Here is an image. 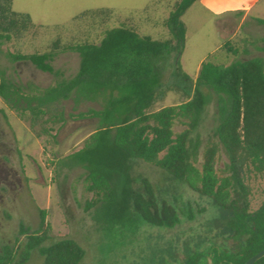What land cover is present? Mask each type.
Listing matches in <instances>:
<instances>
[{
  "label": "trees",
  "instance_id": "obj_1",
  "mask_svg": "<svg viewBox=\"0 0 264 264\" xmlns=\"http://www.w3.org/2000/svg\"><path fill=\"white\" fill-rule=\"evenodd\" d=\"M12 1L0 3L1 41L20 38L35 26L30 14L12 9ZM196 1L175 3L165 20L172 36L168 39L142 36L120 25L105 30L97 43H54L45 52H10L12 61L28 60L56 81L43 87L17 81L0 69V98L32 129L40 124L38 134L48 131V123L67 121L65 109L57 107L63 101L99 98L101 108L70 113L77 119H98L83 146L66 157L84 169L85 188L93 194L86 209L97 207V219L108 228L148 224L170 229L205 213L201 205L179 207L160 199L148 178L134 177V160L151 163L210 198L222 218L207 250L184 246L172 261L159 264H244L264 249V198L252 209L254 183L264 181V57L227 65L205 60L195 78L187 74L178 59L187 32L182 16ZM111 13L100 8L83 15L106 19ZM257 21L264 24V18ZM66 51L79 54L71 77L53 65L57 54ZM170 67L187 99L152 109L165 94ZM212 93L220 120L204 141L198 129ZM51 231L48 211L40 209L38 228L23 229V244H4L0 264H27L34 250L44 257L42 264H80L85 249L72 238L47 243ZM254 264H264V256Z\"/></svg>",
  "mask_w": 264,
  "mask_h": 264
},
{
  "label": "rangeland",
  "instance_id": "obj_2",
  "mask_svg": "<svg viewBox=\"0 0 264 264\" xmlns=\"http://www.w3.org/2000/svg\"><path fill=\"white\" fill-rule=\"evenodd\" d=\"M179 0H13L12 9L31 15L35 26L20 38L0 40V69L20 82L33 81L40 86L54 84L56 78L38 69L28 60L12 61L10 52H45L54 43L99 42L105 30L115 26L133 27L142 36L163 40L171 38L165 20ZM2 3V0H0ZM109 8L106 19L83 15L84 12ZM208 0H197L182 16L187 32L178 56L183 70L195 78L201 63L211 60L229 64L234 60L264 57V24L248 19L239 26V19L226 20ZM251 18L264 17V0H258L249 13ZM231 48V49H230ZM66 77L79 67V54L59 52L53 61ZM172 67L164 81L165 94L152 109L177 104L187 96L176 85ZM101 100L68 99L58 104L64 108L67 121L41 125L32 129L29 121L19 117L0 98V250L4 244H23V229L35 230L40 223V209L48 211L52 225L51 239L76 240L86 251L80 264H159L169 263L179 248L202 247L207 250L222 222L220 209L208 197H203L183 183L173 179L164 169L142 160H134L133 175L146 177L155 193L179 207L191 204L206 208L194 220H184L173 228L148 224L105 227L97 219V207L86 209L93 197L85 188L84 169L72 165L66 157L80 149L84 140L96 129L98 119H77L70 113L89 108H101ZM216 96L212 93L206 107L199 134L207 140L219 123ZM52 126V127H51ZM223 166L226 161L221 150ZM264 198V181L254 183L252 209ZM44 257L34 250L27 264H42Z\"/></svg>",
  "mask_w": 264,
  "mask_h": 264
},
{
  "label": "crops",
  "instance_id": "obj_3",
  "mask_svg": "<svg viewBox=\"0 0 264 264\" xmlns=\"http://www.w3.org/2000/svg\"><path fill=\"white\" fill-rule=\"evenodd\" d=\"M203 1V0H201ZM212 6H217L221 9V12L230 13L226 20H237L239 19V26H242L248 19L251 18L249 13L256 6L258 0H208ZM264 18V17H258ZM258 22V21H257Z\"/></svg>",
  "mask_w": 264,
  "mask_h": 264
},
{
  "label": "water",
  "instance_id": "obj_4",
  "mask_svg": "<svg viewBox=\"0 0 264 264\" xmlns=\"http://www.w3.org/2000/svg\"><path fill=\"white\" fill-rule=\"evenodd\" d=\"M264 256V249L249 258L244 264H254L258 259Z\"/></svg>",
  "mask_w": 264,
  "mask_h": 264
}]
</instances>
